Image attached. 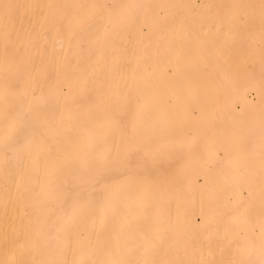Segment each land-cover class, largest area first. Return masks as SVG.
Returning <instances> with one entry per match:
<instances>
[{
    "label": "bare ground",
    "instance_id": "1",
    "mask_svg": "<svg viewBox=\"0 0 264 264\" xmlns=\"http://www.w3.org/2000/svg\"><path fill=\"white\" fill-rule=\"evenodd\" d=\"M262 206L264 0H0V261L264 264Z\"/></svg>",
    "mask_w": 264,
    "mask_h": 264
},
{
    "label": "snow or ice",
    "instance_id": "2",
    "mask_svg": "<svg viewBox=\"0 0 264 264\" xmlns=\"http://www.w3.org/2000/svg\"><path fill=\"white\" fill-rule=\"evenodd\" d=\"M24 6L19 5V4H4L3 8H4V16L5 18L8 20V22L10 24H12L13 27H15L14 24V20L15 17L17 15V12L23 8ZM10 35V33H6L5 34V39H6V46H5V58H7L8 53H7V37ZM17 37L19 36V32H16ZM106 160V158H102V162ZM262 212H264V206H262ZM262 233H264V225H262ZM5 242H8L7 236H5ZM23 248L24 245H19V250L21 251V253L23 252ZM0 264H29V262L24 261V260H13V261H0ZM49 264H62V262L59 261H53V262H49ZM79 264H86L85 261H80ZM114 264H123V262L120 261H116L114 262ZM144 264H173V262H167V261H161V262H157L155 260H146L144 261ZM201 264H215V262L213 261H208V262H201Z\"/></svg>",
    "mask_w": 264,
    "mask_h": 264
}]
</instances>
